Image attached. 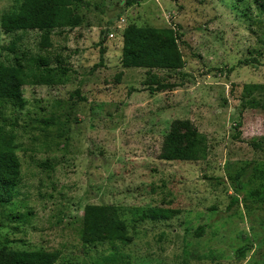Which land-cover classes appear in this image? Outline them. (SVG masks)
Listing matches in <instances>:
<instances>
[{"label":"rangeland","instance_id":"1","mask_svg":"<svg viewBox=\"0 0 264 264\" xmlns=\"http://www.w3.org/2000/svg\"><path fill=\"white\" fill-rule=\"evenodd\" d=\"M22 1L0 0V63L14 62L15 45L57 77L0 107L21 161L14 199L0 205V250L57 251L56 264H97L113 247L120 264H264V111L242 107L246 85L264 86V0H84L79 26L50 32L48 49L40 31L1 29ZM131 26L175 29L185 67L124 68ZM156 83L171 88L151 92ZM176 120L191 122L195 161L159 159ZM88 205L116 207L130 243L87 242ZM149 208L179 215L137 223Z\"/></svg>","mask_w":264,"mask_h":264},{"label":"trees","instance_id":"2","mask_svg":"<svg viewBox=\"0 0 264 264\" xmlns=\"http://www.w3.org/2000/svg\"><path fill=\"white\" fill-rule=\"evenodd\" d=\"M145 0H125V7L140 5ZM259 2L260 0H254ZM84 0H23L17 10L3 14L1 29L5 34L25 31H40L41 47H52L50 32L56 29L74 28L79 26L80 18L73 7L82 6ZM180 35L175 29H141L128 27L123 35L122 66L124 68L147 70L178 71L185 67L182 55L177 50ZM105 37L100 42L103 46ZM15 45L13 63H0V107L6 103L23 105V88L26 86L56 84V68H51L47 59L30 55L17 54ZM104 50L101 49V54ZM171 88L169 84H158L151 87V92H162ZM260 95L256 97L255 91ZM262 91V92H261ZM247 101L242 102L243 111H264V86L246 85L244 87ZM242 128V122L237 125ZM0 128V205L10 204L15 196L21 176V161L15 153L13 139H3ZM2 138V139H1ZM254 148L259 145L252 143ZM198 158L195 141H193L192 125L189 120H176L171 125L169 134L164 138L159 159L166 162H189ZM241 174L234 181L237 189ZM235 203L238 199H234ZM179 215V211L165 208H149L138 211L136 222L170 221ZM204 228L197 230L202 236ZM84 239L87 242L103 243L109 241L112 246L120 243L127 245L131 238L128 228L122 221L119 210L113 206L88 205L84 210ZM245 248L238 254L244 256ZM60 258L57 251H16L0 250V264H56ZM124 255L115 247L97 264H120Z\"/></svg>","mask_w":264,"mask_h":264}]
</instances>
